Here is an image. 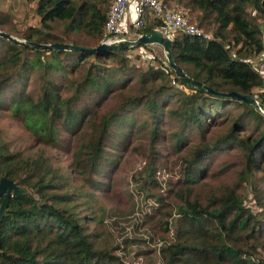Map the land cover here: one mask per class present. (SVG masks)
<instances>
[{
	"label": "trees",
	"instance_id": "obj_1",
	"mask_svg": "<svg viewBox=\"0 0 264 264\" xmlns=\"http://www.w3.org/2000/svg\"><path fill=\"white\" fill-rule=\"evenodd\" d=\"M111 1L36 0L37 25L18 34L0 11V27L38 43L97 46ZM164 1L212 35L169 36L175 63L215 91L251 94L264 110V75L251 61L264 51V0ZM163 27L148 19L131 33ZM137 48L150 46L35 50L0 37V111L42 145L14 150L0 129V179L24 190L8 197L0 219V264H127L101 233L95 193L83 186L106 190L135 136L185 155L181 173L145 215L158 236L171 234L163 264H264V114L182 83L165 57L143 68L126 54ZM65 148L75 176L49 152ZM146 186L159 187L149 173Z\"/></svg>",
	"mask_w": 264,
	"mask_h": 264
},
{
	"label": "rangeland",
	"instance_id": "obj_2",
	"mask_svg": "<svg viewBox=\"0 0 264 264\" xmlns=\"http://www.w3.org/2000/svg\"><path fill=\"white\" fill-rule=\"evenodd\" d=\"M35 3L36 0H0V11L6 12L11 21L17 24V33L20 34L27 26L38 24L39 17L34 12ZM170 5L184 12V9L177 7L176 4ZM161 32L169 36L163 29ZM12 35L20 38L16 33ZM124 35L127 38H134L131 30L126 31ZM126 54L145 69L149 65L158 64L153 60L154 57L159 59L164 57L162 48L157 45H151L149 49L137 48ZM263 58L264 51L259 56L252 57V64L260 65ZM0 129L3 131L4 139L14 150H26L29 147H33L34 150L42 148L20 120L12 117L7 111H0ZM71 151L72 149L65 148L49 152L57 156L54 161L63 169V173L75 176L70 166ZM184 157L183 152L171 154L165 144L151 145L146 136H135L130 142L128 151L116 158V169L112 172L110 179L104 182L108 186L106 190L95 191L83 186L85 191L95 193L94 201L90 203L97 215L103 218V224L99 225L101 233L117 246L116 254L127 264L164 263L163 249L165 241L171 240V234L167 239L158 236L149 225L144 224L145 215L154 204V197L168 190L170 184L177 179L181 173L179 170ZM148 173L159 187L143 188V182L147 179ZM72 180L76 186L82 184L77 176L72 177ZM251 205L254 210L256 207ZM80 209L82 214L89 211V208L86 209L85 206H80Z\"/></svg>",
	"mask_w": 264,
	"mask_h": 264
},
{
	"label": "water",
	"instance_id": "obj_3",
	"mask_svg": "<svg viewBox=\"0 0 264 264\" xmlns=\"http://www.w3.org/2000/svg\"><path fill=\"white\" fill-rule=\"evenodd\" d=\"M0 37L11 41L14 44H17L22 47L32 48L35 50H72V51H82L87 53H95V52H103V51H118L130 48H136L143 45H157L162 48L164 57L166 59L165 63L174 71L175 76L184 84L190 85L197 89L198 91H207L211 95L220 96L224 98H233L238 99L246 104L253 105L255 109L262 112L264 114V110H262L255 97L248 93H241L239 91H230V92H218L215 91L205 84L189 77L181 67H179L171 54L170 44L171 39L165 36L159 30H152L148 32L141 33L134 38H126L122 37L113 42H101L97 46H84V45H76L72 43H61V42H53V43H38L34 41L24 40L12 35L9 32H6L0 29ZM24 190L22 187L18 186L12 180H9L5 177L0 179V197H2V201L0 203V219L5 213V209L7 207V199L11 194L14 195H22Z\"/></svg>",
	"mask_w": 264,
	"mask_h": 264
},
{
	"label": "built area",
	"instance_id": "obj_4",
	"mask_svg": "<svg viewBox=\"0 0 264 264\" xmlns=\"http://www.w3.org/2000/svg\"><path fill=\"white\" fill-rule=\"evenodd\" d=\"M148 19L160 21L169 36L185 33L204 39L212 38L210 32L192 23L182 10L174 9L164 0H112L103 26L101 42L118 40L123 37L126 27L130 30L140 29ZM257 68L261 75H264V58Z\"/></svg>",
	"mask_w": 264,
	"mask_h": 264
},
{
	"label": "crops",
	"instance_id": "obj_5",
	"mask_svg": "<svg viewBox=\"0 0 264 264\" xmlns=\"http://www.w3.org/2000/svg\"><path fill=\"white\" fill-rule=\"evenodd\" d=\"M130 29L129 28H125V30H124V33H126V31H129ZM123 37H126L125 35L123 36ZM127 38V37H126Z\"/></svg>",
	"mask_w": 264,
	"mask_h": 264
}]
</instances>
